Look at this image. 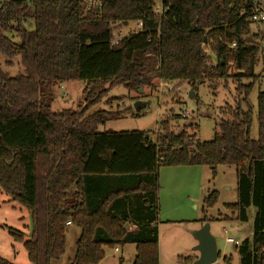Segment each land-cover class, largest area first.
Here are the masks:
<instances>
[{
  "label": "trees",
  "instance_id": "1",
  "mask_svg": "<svg viewBox=\"0 0 264 264\" xmlns=\"http://www.w3.org/2000/svg\"><path fill=\"white\" fill-rule=\"evenodd\" d=\"M88 1H0V193L32 223L29 235L9 233L31 264L59 260L72 225L81 230L72 264H100L106 248L129 244L136 246L134 264H159L160 168L206 166L215 177L229 166L238 201L227 209L243 224L253 220L251 237L238 246L240 264H264V93L258 140L251 138L250 104L260 78L255 40L264 41V33L252 30L253 0H167L163 14L156 11L161 0ZM130 22L142 26L113 46L116 26ZM1 58L8 68L20 58L23 72L11 76ZM228 79L239 99L223 109L209 142L176 133L168 120L155 139L143 131L100 133L107 118L124 113L88 115L116 86L139 93L178 81L216 89ZM71 82L86 84L84 105L54 113L53 88ZM218 198L210 193L205 206ZM0 264L13 263L0 257Z\"/></svg>",
  "mask_w": 264,
  "mask_h": 264
},
{
  "label": "rangeland",
  "instance_id": "2",
  "mask_svg": "<svg viewBox=\"0 0 264 264\" xmlns=\"http://www.w3.org/2000/svg\"><path fill=\"white\" fill-rule=\"evenodd\" d=\"M1 2L5 0H0ZM93 1L94 4L98 0ZM28 30L34 29L33 21L25 23ZM137 23L118 25L114 34L128 35L137 31ZM258 33L257 27L252 28ZM263 33V30L261 29ZM13 40L18 43L17 37ZM259 47V64L256 75L260 77L254 84L250 94V104L253 110V124L251 138L258 140V97L264 93V41L255 40ZM210 57L213 59L212 54ZM214 61V60H213ZM3 69L11 76H17L23 72L20 58L14 59V66H5V59L1 58ZM156 83V90L145 87L143 93L129 92L124 86L114 87L108 96L93 107L88 115L99 112H122L123 116L118 120L107 118L98 127V132H150L155 139L160 131L163 121H169L176 133L184 130L201 142L212 140L222 119V111L226 107H236L239 99L237 87L232 79L222 81L218 88L209 85H197L193 89L187 82ZM251 81L245 82L249 85ZM86 84L83 82H71L62 86H56L52 90L53 102L51 104L54 113L64 110H78L84 105L83 90ZM63 88V89H62ZM67 96L64 97L63 95ZM194 96V97H192ZM108 101H111L110 104ZM137 103L146 105L144 112L139 115L135 110ZM187 113L189 116L184 118ZM198 126V131H193L190 126ZM162 182L165 184L162 186ZM159 214L158 232L160 239V264H196L199 253L195 250L198 242L191 232L200 226L209 225L210 233L216 240L219 258L215 264H240L238 247L228 244L227 238L243 243L249 239L253 232V220L241 223L236 216L227 209V205L235 204L237 196L236 169L229 166H219L215 177L212 170L206 166H181L161 167L159 170ZM164 187V188H163ZM198 188H200L198 190ZM218 192L219 198L212 208L205 206L204 200L212 192ZM187 196L193 198L188 200ZM207 218L209 222L203 223ZM31 217L29 212L20 204L11 200V197L0 193V257L13 264H31L23 242H17L9 233V230L31 233ZM227 231V233H225ZM81 236V230L77 226H70L67 233L65 254L52 264H72L76 254V243ZM105 249L106 257L100 264H134L136 258V246L129 244L123 248Z\"/></svg>",
  "mask_w": 264,
  "mask_h": 264
},
{
  "label": "water",
  "instance_id": "3",
  "mask_svg": "<svg viewBox=\"0 0 264 264\" xmlns=\"http://www.w3.org/2000/svg\"><path fill=\"white\" fill-rule=\"evenodd\" d=\"M143 89L139 90V93H143ZM194 97V96H192ZM146 105L143 103H137L135 110L137 113L144 110ZM128 228V226H126ZM192 236L198 242L195 250L199 253V259L196 264H215L219 258V253L216 245V240L210 233L209 225H205L199 230L192 231Z\"/></svg>",
  "mask_w": 264,
  "mask_h": 264
},
{
  "label": "built area",
  "instance_id": "4",
  "mask_svg": "<svg viewBox=\"0 0 264 264\" xmlns=\"http://www.w3.org/2000/svg\"><path fill=\"white\" fill-rule=\"evenodd\" d=\"M167 1V0H161L157 6H156V11L160 14H163V2ZM89 7H93L95 4L93 1H90L88 3ZM250 22L254 25V27H257L259 29L258 33H262L261 29L263 30L264 33V0H253L252 2V8H251V13H250ZM142 26L141 23L137 24L138 29H140ZM127 35H120V34H114L113 33V37H112V45L113 46H117L119 44V42L125 38ZM63 89V88H62ZM64 97H66L67 95L64 94ZM189 115L187 113H185L183 115L184 118L188 117ZM69 225V223H68ZM225 233H227V231H225ZM226 242L228 244H232L236 247L240 246V242L234 240L233 238H227ZM116 252H118V249L115 250Z\"/></svg>",
  "mask_w": 264,
  "mask_h": 264
},
{
  "label": "crops",
  "instance_id": "5",
  "mask_svg": "<svg viewBox=\"0 0 264 264\" xmlns=\"http://www.w3.org/2000/svg\"><path fill=\"white\" fill-rule=\"evenodd\" d=\"M165 184L162 182V186H164ZM164 188V187H163ZM200 188H198V190H199ZM187 198H189L188 200H190V201H192V199L193 198H190V196H187ZM203 226V225H202ZM202 226H200L201 228H202ZM201 228H199V229H201ZM198 229V230H199ZM159 245H160V239H159ZM159 251H160V247H159ZM160 253V252H159ZM123 263V259H122V261H121V264ZM159 264H160V256H159Z\"/></svg>",
  "mask_w": 264,
  "mask_h": 264
}]
</instances>
